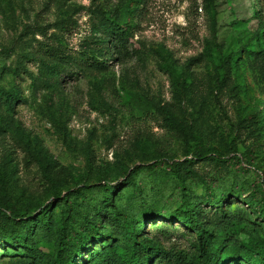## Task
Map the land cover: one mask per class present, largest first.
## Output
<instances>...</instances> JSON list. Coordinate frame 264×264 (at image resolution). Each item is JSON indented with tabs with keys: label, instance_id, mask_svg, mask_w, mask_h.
<instances>
[{
	"label": "rangeland",
	"instance_id": "obj_1",
	"mask_svg": "<svg viewBox=\"0 0 264 264\" xmlns=\"http://www.w3.org/2000/svg\"><path fill=\"white\" fill-rule=\"evenodd\" d=\"M253 4L0 0V203L34 210L52 202L58 215L74 184L54 199L44 178L53 160L94 188L120 183L106 177V163L123 161L140 188L133 201L156 199L171 209L180 202L176 177L156 181L151 171L172 162L181 164L192 195L262 185L264 36L249 40L262 24L250 21ZM126 5L129 37L117 54L107 43ZM198 146H216L222 157H199ZM131 186L119 189L113 206L134 215L125 199ZM226 205L229 216L206 207L222 256L235 244L264 247V219L241 200ZM146 230L167 249L194 251V233L174 220H147ZM6 250L0 247V264L28 263Z\"/></svg>",
	"mask_w": 264,
	"mask_h": 264
},
{
	"label": "trees",
	"instance_id": "obj_2",
	"mask_svg": "<svg viewBox=\"0 0 264 264\" xmlns=\"http://www.w3.org/2000/svg\"><path fill=\"white\" fill-rule=\"evenodd\" d=\"M253 13L250 21H258V26L251 32L249 40L264 36V10L262 0H253ZM130 13L128 5L115 24L113 35L108 40V51H118L126 46L129 33L125 22ZM244 46L232 52V56L243 52ZM97 67L103 69V62ZM173 75L177 76L175 71ZM7 101H10L8 96ZM165 110L163 106H158ZM260 135L264 134V116H260ZM179 125V124H178ZM177 125V126H178ZM178 128V127H177ZM258 150L264 153V147ZM230 152L236 157L237 147ZM199 157L217 159L222 157L216 146L202 148L198 146ZM215 156V157H214ZM192 161V160H191ZM194 162V161H193ZM180 163L172 162L167 169H152L151 175L156 181H165L176 177L180 188V202L174 208L161 205L159 200L134 202L139 187L134 184L133 170L123 161L106 163V177L121 179L118 184L105 183L94 187H83L82 176H69L67 168L53 160L44 172V178L54 199L63 194V187L73 182L72 200H65L61 212L54 216L53 203H37L34 210L18 208L9 199L0 203V247L13 248V253L23 254L27 264H264V247L232 245L222 256L225 244L217 241L218 236L206 227V207L220 210L229 216L226 203L230 198L241 200L247 207L257 212L264 219V179L263 184L254 191H247L243 183L236 184L230 192L218 196L213 193L196 196L190 193L185 177L180 172ZM132 186L126 190L125 199L131 212L116 209L114 195L121 187ZM70 191V190H69ZM7 198V197H6ZM160 218L174 220L189 229L195 235L194 251L179 248H165L157 237L149 236L146 221ZM1 221H3L1 223ZM109 223V227L105 225ZM50 246V251L44 246ZM85 254L88 256L85 257Z\"/></svg>",
	"mask_w": 264,
	"mask_h": 264
}]
</instances>
